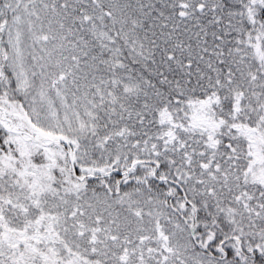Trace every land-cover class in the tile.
<instances>
[{
    "label": "snow or ice",
    "instance_id": "6c2138e0",
    "mask_svg": "<svg viewBox=\"0 0 264 264\" xmlns=\"http://www.w3.org/2000/svg\"><path fill=\"white\" fill-rule=\"evenodd\" d=\"M0 264H264V0H0Z\"/></svg>",
    "mask_w": 264,
    "mask_h": 264
}]
</instances>
